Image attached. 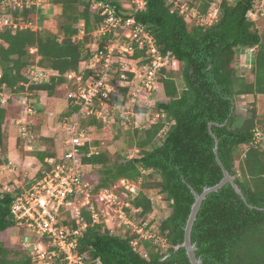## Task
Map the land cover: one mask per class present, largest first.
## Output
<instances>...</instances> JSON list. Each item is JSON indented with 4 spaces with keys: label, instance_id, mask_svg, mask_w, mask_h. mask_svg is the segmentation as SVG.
Instances as JSON below:
<instances>
[{
    "label": "trees",
    "instance_id": "1",
    "mask_svg": "<svg viewBox=\"0 0 264 264\" xmlns=\"http://www.w3.org/2000/svg\"><path fill=\"white\" fill-rule=\"evenodd\" d=\"M96 1L99 0H51L61 8L57 31L31 27L35 6L8 8L5 12L20 25L0 30V92L9 94L5 104L0 101L1 167L8 162L4 155L11 150L5 126L24 114L26 96V103L36 105L32 99L52 98L63 86L69 91L77 89L76 78L70 80L66 73L74 72L83 82L94 76L85 66L91 54L88 44L94 40L92 32L104 19L93 7ZM110 1L118 9L123 7L118 0ZM214 1L145 0V7L135 14L137 22L155 37L161 52L173 56L179 65L178 69L163 68L159 74L166 96L151 109L164 113L165 117L148 128L132 125L134 131L128 143L138 150L136 157L129 159L119 152L113 158L107 151L93 150L92 142H87L81 148V160L84 165L99 166L98 180H92L95 193L121 178L140 181L141 192L131 202L134 209H141L137 214L139 222L146 221L155 208L150 190L163 195L170 212L157 222L148 218L147 228L152 222L157 224L155 232L162 240L158 242L136 233H113L104 223L89 224L79 238L78 247L80 253L88 256V264H192L186 249L177 248L184 241L185 226L195 201L190 186L201 193L224 175L216 160L210 123L219 140V157L235 177L246 201L231 183L207 195L191 234L197 246L196 255L203 264H264V146L253 145L256 128L264 134V118L259 117L257 107L252 104L245 119L240 121L236 106L239 96L264 94V45L261 44L264 33L247 16L257 0H221L219 16L209 25L189 22L180 11L186 2L205 14ZM81 20L85 35L75 40ZM111 36L105 37L102 45L108 44ZM253 47V66L249 73H242L237 67L238 52ZM31 48L36 49L35 53ZM142 53L137 49L134 56ZM36 56L40 57L38 62ZM36 64L57 73L49 80L26 86L29 70ZM179 79L184 83L183 88L178 84ZM115 84L119 93H111L110 102L124 104L129 85ZM118 95L124 99L121 101ZM79 109L80 105L67 97L66 108L57 122H64ZM144 111H147L145 107L136 106V112ZM30 119L29 129L41 139L33 152L42 168L52 170L53 164L46 162V158L61 159L58 137L40 135L46 124L42 109L38 108ZM115 119L121 124L119 116ZM103 124L95 115L80 119V128L88 133ZM59 134L61 141L66 133L61 128ZM20 144L18 138L17 145ZM42 168L37 177L45 175ZM16 191L19 189L0 191V264H33L29 252L22 248V238L13 246L2 239L15 228L11 205ZM136 239L146 255L133 246Z\"/></svg>",
    "mask_w": 264,
    "mask_h": 264
},
{
    "label": "built area",
    "instance_id": "2",
    "mask_svg": "<svg viewBox=\"0 0 264 264\" xmlns=\"http://www.w3.org/2000/svg\"><path fill=\"white\" fill-rule=\"evenodd\" d=\"M26 5L35 6L37 10H47L48 5L54 4L51 0H2L0 30L9 25H20L14 18L6 15L8 8L22 9ZM93 7L104 16L103 21L92 32L93 42L88 44L91 54L85 67L91 69L94 76L83 82L82 77H76L74 72L66 73L70 80L76 78L77 89L69 91L68 97L80 105V109L61 122V128L66 133L60 143L62 157L60 160L47 157L46 162L53 164L52 170L43 167L45 175L31 178L36 179V183L30 188L26 187V182L16 181V189L19 191L15 192L11 213L22 243L27 244L26 247L22 244V248L32 251L30 256L33 264H88L86 254L80 253L78 247L79 238L89 224L104 223L112 231L121 227L126 230L131 228L132 233L139 234L144 239L155 238L156 242L161 240L155 232L157 225L151 224L147 228L150 220L136 222V213L141 209H134L131 202L141 192L137 181L121 178L111 187L102 188L96 193L93 191V185L85 178L81 160V148L92 141L88 131L80 128V119L95 115L106 123L118 114L122 124L126 125L130 121L139 128H148L165 117L164 113H152L151 109L159 100L155 99L156 92L162 86L159 74L163 68H172L178 63L170 54L162 53L155 37L142 23L137 22L135 14L145 7V0H132L129 9H118L110 0L96 1ZM180 11L187 20L190 13L197 23L209 25L217 20L219 5L213 3L209 11L202 14L196 7L185 2ZM247 16L256 23L264 18V0H257ZM27 26L21 24V27ZM79 26L75 40H81L85 35L84 20L80 21ZM109 35L112 36L108 44L102 45L104 38ZM137 49L143 52L139 57L134 56ZM241 50L242 53L252 54L255 48H246L244 52ZM56 73L52 69L33 65L29 70L26 86L49 80ZM116 82L120 86L129 85L128 98L124 104L119 101L110 102L111 93L118 91ZM8 97L0 92L2 104L7 102ZM118 97L121 101L124 99L122 95ZM26 100L27 98L23 101L26 105L24 114L10 123L19 126L26 145L32 148L37 137L28 125L31 123L30 115L36 114L38 107L26 103ZM136 106L145 107L147 111L138 113ZM144 121H148L149 125H145ZM7 126L9 123L5 127ZM253 145L264 146V134L260 128L255 130ZM138 242V239L133 240V246L146 255ZM162 247L166 249L165 242Z\"/></svg>",
    "mask_w": 264,
    "mask_h": 264
},
{
    "label": "rangeland",
    "instance_id": "3",
    "mask_svg": "<svg viewBox=\"0 0 264 264\" xmlns=\"http://www.w3.org/2000/svg\"><path fill=\"white\" fill-rule=\"evenodd\" d=\"M118 1L121 3L123 8L125 9H129L131 7V4H132L131 0H118ZM220 1L221 0H215L214 1L215 5H219ZM48 7L49 9L47 10L44 8H41L36 11V15H34L33 17L34 22L31 24V27L33 29H39V30L40 29H54L55 31H57V26L59 23V15H60L59 11L61 8L55 5H51V6L48 5ZM188 21L196 22L195 18L192 15H190V13L188 16ZM257 25L259 26L260 31L264 33V18L261 19V21H259ZM30 51L32 53H35L36 49L31 48ZM243 52H244V49H243ZM253 54L254 52H252V54L250 52L242 53V50L238 52L237 67H239L242 73H249L252 67L251 60L253 58L252 56ZM39 58H40L39 56H36L35 62H38ZM246 64H249L250 66H246ZM244 67H246L247 69L246 72H245ZM178 68H179L178 64H175L172 67V69H178ZM178 84L180 88H183L184 83L181 79L178 80ZM68 92L69 90L67 89V87L63 86L61 87L60 92L52 98L41 97L42 99H32L31 100L37 106L39 105L38 107L42 106L41 108L43 111L44 110L48 111V112L44 111V115H46V124L44 125V130H41V132L42 133L44 132V134L49 133L48 137L53 135V133L54 135L56 133L59 134L61 131V123L57 122V120L61 117V115L63 114V110L66 108L65 105L67 102ZM5 94L6 96L9 95L7 93ZM24 96H26V94ZM165 96L166 95H165L164 88L163 86H161L156 92L155 99H159V100L165 99ZM27 97L28 96H26L25 98ZM237 102L238 103L236 104V106L239 111L240 121L245 119L247 111L251 109L252 104H254L257 107V109H259L257 101L249 102V97L241 98V102L238 99ZM141 103L142 105H144L143 102ZM259 103L261 107V112L264 114V99H260ZM152 113H154V111ZM116 116H118V114L117 115L115 114V117L112 116L111 119L107 121L106 123H104L102 127H99V128L95 127L89 133V137L91 138V141L93 144V150L98 149V150L107 151L110 154V156H113V158H116L119 152L125 153L126 157L129 159L134 158L137 156L138 150L136 148H131V146L128 143V138L130 134H132V132L134 131L132 125L134 127H137V126H135L133 122H130L127 125H121L122 123L120 124V122L115 119ZM50 119L51 120L53 119V120L50 121ZM140 121L142 122L143 119H140ZM49 124H52L53 128H51L50 126H47ZM144 124L148 126L149 122L144 121ZM6 128L8 129V132H9L8 144L11 146V150H9L7 154H5L6 156L4 155V157L8 159V162L5 164L6 166H2V167L0 166V183L2 184V186L0 187L1 192L6 191L7 188L16 189L17 187L16 181H18L19 183L29 181L31 177L30 175H27L26 171H29V167L33 165V162H34V165L39 163L36 158L27 157L29 152L26 150L25 147L28 148V146L25 143L26 139L22 136L19 126L15 123L14 124L9 123V126H7ZM57 129L58 131H56ZM35 135L37 134L35 133ZM18 138H20V143H21L20 145H17ZM38 141L39 140H36V142ZM34 144L35 143H32L35 149ZM61 145L62 144H60V141H58L59 149L62 148ZM0 153H2L1 150H0ZM98 169H99V166H93V165H84L83 167V171L86 174L87 180L90 181L91 184H94V181L98 180V177H99ZM35 175L33 177L37 176ZM138 185L141 187L140 181L138 182ZM148 192H149V196L154 201L155 208L153 212L148 215V217L146 218L147 219L146 221H148V218H149L150 220L157 222L161 218L168 215L170 212V209L168 208L167 202L163 198V195L159 194L156 190H150ZM137 214L138 213H136L135 218H136V222H139L140 218H138ZM152 224L157 225L155 222H152ZM109 225L112 226V223H110ZM113 233H116L119 235H125L126 233L132 234L131 228H128L126 230L125 227L117 228L116 230L113 231ZM2 239L6 240L8 244H11L12 246L18 245L19 233L17 232L15 228H12L2 237ZM22 244L25 247L27 245L25 243H22ZM30 253H32V251L29 252V255Z\"/></svg>",
    "mask_w": 264,
    "mask_h": 264
},
{
    "label": "water",
    "instance_id": "4",
    "mask_svg": "<svg viewBox=\"0 0 264 264\" xmlns=\"http://www.w3.org/2000/svg\"><path fill=\"white\" fill-rule=\"evenodd\" d=\"M261 44L264 45V38H263ZM212 125H213V123L209 124V130L215 139L214 152L216 154V160H217L218 164L220 165V167L222 168L224 175H223V178L221 179V181H219L217 184H215L213 186L205 187L201 193L197 192L194 188H192L190 186L191 191L194 194L195 201L192 204L191 212H190V215L188 217L187 224L185 226L184 241H183V243L179 244L177 246V248L184 247L186 249L187 255H188L192 264H203V260L196 255L197 246L195 243L192 242L191 234H192L193 225H194L195 220L197 218V214L199 212V209L202 205V202L206 199L207 195L211 192L219 190L225 184L231 183L233 185V187L235 188V190L237 191V193L240 194L242 199L246 201L245 195L243 194L242 190L240 189V187L238 186V184L235 181V177L230 174V172L226 169L225 165L223 164V162L221 161V159L219 157V154H218V149H219L218 142H219V140L212 130ZM131 162H132V160L128 161V163H131ZM35 183H36V179H32L31 181L26 183V187L30 188Z\"/></svg>",
    "mask_w": 264,
    "mask_h": 264
},
{
    "label": "crops",
    "instance_id": "5",
    "mask_svg": "<svg viewBox=\"0 0 264 264\" xmlns=\"http://www.w3.org/2000/svg\"><path fill=\"white\" fill-rule=\"evenodd\" d=\"M253 56V55H252ZM252 66H253V63H254V56H253V58H252ZM244 69L246 70V67H244ZM246 72V71H245ZM244 97H249V102H255V101H257V104H258V106H259V111H258V115H259V117L260 118H264V114L261 112V107H260V103H259V100L260 99H264V94H257V95H254V94H248V95H242V96H239L238 97V99H239V101L241 102V98H244ZM237 99V100H238ZM238 103V102H237ZM39 106V105H38ZM37 106V107H38ZM66 106V105H65ZM42 107V106H41ZM41 107H38V108H40V109H42ZM45 112H48V111H46V110H44ZM48 117V116H47ZM53 120V119H52ZM51 119H50V121H52ZM240 120V119H239ZM47 126H50L51 128H53L52 127V124H49V125H47ZM41 130H44V127L41 129ZM41 130H40V132H41ZM56 131H58V129L56 130ZM39 132V133H40ZM54 132V131H53ZM49 133H47V134H44V132L42 133H40V135L41 136H43V137H48L49 135H48ZM54 136H57L58 138V141H60V138H61V135L60 134H58V133H56L55 135H54V133H53V135H51L50 137H54ZM37 140H39V137H37ZM41 140V139H40ZM40 140L38 141V142H35V148L38 146V145H40ZM60 143H61V141H60ZM28 146V145H27ZM26 148V150L29 152V154H28V156L27 157H34V158H36L37 160H38V162L39 163H37L36 165H34V162H33V165L31 166V167H29V171H26V173H27V175H30V177L31 178H34L33 176L37 173L38 174V171L41 169V167H42V164H41V161L37 158V156L34 154V146L32 145V148H30L29 146H28V148L27 147H25ZM33 155V156H32ZM31 159V158H30ZM25 162V161H24ZM30 164V163H29ZM32 164V163H31ZM34 174V175H33ZM36 174V175H37ZM35 175V176H36Z\"/></svg>",
    "mask_w": 264,
    "mask_h": 264
},
{
    "label": "clouds",
    "instance_id": "6",
    "mask_svg": "<svg viewBox=\"0 0 264 264\" xmlns=\"http://www.w3.org/2000/svg\"><path fill=\"white\" fill-rule=\"evenodd\" d=\"M5 166H6V165H5ZM29 181H31V179H30ZM29 181H25V182L28 183Z\"/></svg>",
    "mask_w": 264,
    "mask_h": 264
}]
</instances>
